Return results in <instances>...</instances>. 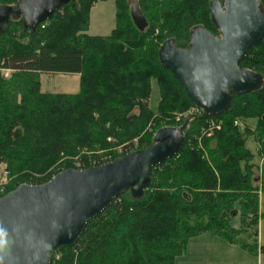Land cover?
Listing matches in <instances>:
<instances>
[{
  "label": "trees",
  "instance_id": "1",
  "mask_svg": "<svg viewBox=\"0 0 264 264\" xmlns=\"http://www.w3.org/2000/svg\"><path fill=\"white\" fill-rule=\"evenodd\" d=\"M98 1L106 0H70L33 33L21 18L0 33V173L7 172L0 197L65 168L103 163V156L114 159L116 146L123 152L148 147L160 128L187 122L182 147L152 168L142 194L126 191L114 198L51 264H174L198 234L217 233L231 241L255 226L257 235L264 193V84L232 94L222 112L202 114L158 55L165 40L186 47L197 27L218 34L211 0H136L147 22L143 30L130 15L134 2L112 0L114 28L90 35L89 14ZM241 67L264 78V37L249 48ZM3 70L10 74L5 77ZM56 72L79 73L78 90L42 91L41 74ZM152 80L159 93L156 109L149 105ZM191 108L196 111L187 112ZM207 118L220 122L210 137L201 135ZM247 119L255 120L254 127L244 122L241 128ZM248 136L257 144L260 165L252 161ZM236 213L238 229L230 224ZM259 251L264 253V245Z\"/></svg>",
  "mask_w": 264,
  "mask_h": 264
},
{
  "label": "water",
  "instance_id": "2",
  "mask_svg": "<svg viewBox=\"0 0 264 264\" xmlns=\"http://www.w3.org/2000/svg\"><path fill=\"white\" fill-rule=\"evenodd\" d=\"M69 1L0 3V33L15 18H21L24 28L33 33ZM209 10L218 34L197 27L186 47L165 40L158 55L202 114L213 115L229 107L232 94L251 92L264 84L260 73L241 67L249 48L264 37V9L260 0H211ZM130 15L138 29L146 27L135 2ZM186 125L160 128L148 147L102 164L65 168L43 183H24L1 196L0 228L7 234L0 246V264H51L53 255L75 244L87 222L114 198L126 191L135 197L142 194L152 168L182 147Z\"/></svg>",
  "mask_w": 264,
  "mask_h": 264
},
{
  "label": "rangeland",
  "instance_id": "3",
  "mask_svg": "<svg viewBox=\"0 0 264 264\" xmlns=\"http://www.w3.org/2000/svg\"><path fill=\"white\" fill-rule=\"evenodd\" d=\"M131 2H136V0H131ZM110 4H112V6ZM115 11L116 8L112 0H109L107 3L104 1L99 2L90 12V26L87 33L95 35L109 34L111 27L115 26ZM3 72L5 77L10 74L9 70H3ZM5 73H7V75H5ZM40 82H42V84H40L41 90L47 92L73 93L76 92L79 87V77L73 73H46V75L44 74L42 77L40 76ZM158 97V86L155 81L152 80V90L149 101V105L152 109H156ZM195 111L196 109L191 108L187 112L192 113ZM244 122L250 127H254L255 125L254 119H247L246 121L242 120L240 125L241 128L245 125ZM246 146L254 154L252 161L255 164L260 165L262 159L256 154L257 144L252 136L247 137ZM114 149L113 157L119 156V153L124 151L121 146H116ZM106 158V156H103V159ZM91 163H94V161L92 160ZM259 212L260 219L256 226L257 235L253 234L255 226H246L243 230L234 234L236 244L229 245L230 247H226L221 251V255L224 256L227 261L235 259L236 264H264V253H261L260 251L259 253H256L257 249L259 250V247L264 245V193L260 194ZM230 224L236 229L240 228L238 213L231 216ZM244 245H250L254 250L249 251ZM256 246L257 249H255Z\"/></svg>",
  "mask_w": 264,
  "mask_h": 264
},
{
  "label": "crops",
  "instance_id": "4",
  "mask_svg": "<svg viewBox=\"0 0 264 264\" xmlns=\"http://www.w3.org/2000/svg\"><path fill=\"white\" fill-rule=\"evenodd\" d=\"M108 1L109 0H106L104 2L107 3ZM99 2L101 1L96 2L91 7V10ZM110 5L112 6V4ZM89 26H90V19H89ZM113 28L114 26L111 27V30ZM90 35H95V34H90ZM44 74L46 75V73H42L41 77ZM73 74L79 77V73H73ZM235 242H236V238L229 241L228 239L217 233L205 232L198 234L196 236L191 237L188 240L185 251L180 256L175 258L174 264H236L235 259H230L229 261H227L226 258L221 255L222 250H224L226 247H230L229 245H235L236 244ZM256 253H259L258 249Z\"/></svg>",
  "mask_w": 264,
  "mask_h": 264
},
{
  "label": "built area",
  "instance_id": "5",
  "mask_svg": "<svg viewBox=\"0 0 264 264\" xmlns=\"http://www.w3.org/2000/svg\"><path fill=\"white\" fill-rule=\"evenodd\" d=\"M5 75H7V73H5ZM235 123H238L237 121H235ZM220 128V122L214 118H207L205 120V126H203L201 128V135L202 136H205V137H210L212 134H213V131L216 130V129H219ZM110 139V138H108ZM126 151V150H125ZM132 151V150H131ZM130 152L129 150L126 151V152H121L119 153V156L121 155H124L126 153ZM118 157V156H117ZM112 158V157H111ZM110 157L109 158H106L104 159L105 161L104 162H107V161H110L112 160ZM103 162V163H104ZM99 164H102V163H99ZM96 165V164H95ZM6 175H7V172L6 171H2L0 173V184L4 183L5 182V179H6ZM54 257L55 259H59L60 258V254L58 252H56L54 254Z\"/></svg>",
  "mask_w": 264,
  "mask_h": 264
},
{
  "label": "clouds",
  "instance_id": "6",
  "mask_svg": "<svg viewBox=\"0 0 264 264\" xmlns=\"http://www.w3.org/2000/svg\"><path fill=\"white\" fill-rule=\"evenodd\" d=\"M6 234V231L3 228H0V246L5 243L4 237L6 236Z\"/></svg>",
  "mask_w": 264,
  "mask_h": 264
},
{
  "label": "bare ground",
  "instance_id": "7",
  "mask_svg": "<svg viewBox=\"0 0 264 264\" xmlns=\"http://www.w3.org/2000/svg\"><path fill=\"white\" fill-rule=\"evenodd\" d=\"M79 169H81V168H79ZM57 252H59V251H57ZM53 257H54V255H53ZM53 257H52V260H53ZM52 262V261H51Z\"/></svg>",
  "mask_w": 264,
  "mask_h": 264
}]
</instances>
